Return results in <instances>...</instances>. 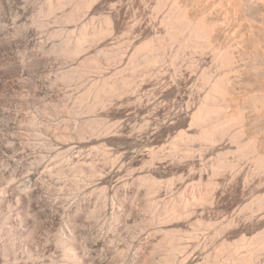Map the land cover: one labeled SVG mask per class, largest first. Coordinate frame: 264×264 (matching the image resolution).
<instances>
[{"label":"rangeland","instance_id":"374dc122","mask_svg":"<svg viewBox=\"0 0 264 264\" xmlns=\"http://www.w3.org/2000/svg\"><path fill=\"white\" fill-rule=\"evenodd\" d=\"M46 1L0 0V264H231L236 242L264 233V1L242 0L235 19L229 0H53L52 13ZM171 6L208 22L213 47L170 38ZM105 17L111 33L91 37ZM83 25L87 41L70 53ZM143 45L163 60L134 67L151 54ZM216 48L235 50L224 106L244 125L205 140L192 115L206 72H226ZM107 81L117 90L97 95Z\"/></svg>","mask_w":264,"mask_h":264},{"label":"bare ground","instance_id":"6f19581e","mask_svg":"<svg viewBox=\"0 0 264 264\" xmlns=\"http://www.w3.org/2000/svg\"><path fill=\"white\" fill-rule=\"evenodd\" d=\"M48 1V2H47ZM46 1V3H50V8H49V10H50V13H52V11L54 10V8L57 6L55 3H54V1L53 0H47ZM57 1V4H59V5H61L60 4V2H61V0H56ZM63 1V3L62 4H64V2L66 1H64V0H62ZM165 1H167V0H165ZM174 1V0H173ZM179 1V0H178ZM213 1V0H212ZM246 1V0H245ZM245 1H242V0H229L228 2H229V5H228V7L226 8V14H227V18H229V19H231V18H237V16H238V14H240L239 13V11H240V6H243V5H245L246 3H245ZM249 3H251V5L254 3V2H256V4L259 2V1H261V2H263L264 0H247ZM246 1V2H247ZM159 2V1H158ZM161 2H163V1H161ZM196 2H197V0H196ZM216 2V1H215ZM214 2V3H215ZM221 2V1H220ZM244 2V4L242 5V3ZM248 2H247V4H248ZM172 3V2H171ZM175 5H176V3L175 2H173ZM184 3V2H183ZM160 4V3H159ZM181 4H182V2H181ZM180 4V6H181V8L183 7V6H185V4H187V3H185V4H183V5H181ZM206 4V3H205ZM224 4V3H223ZM226 4H227V1H226ZM255 4V3H254ZM256 4L255 5H252L253 7L254 6H256ZM259 4V3H258ZM258 4H257V7H258ZM178 5V4H177ZM220 5V4H219ZM47 6H49V5H46V7ZM168 6V5H167ZM227 6V5H226ZM246 6H248V5H246ZM246 6H244L245 8H246ZM250 6V5H249ZM248 6V7H249ZM172 7V6H171ZM189 7V6H188ZM215 7H216V5H215ZM222 7V6H221ZM243 7V8H244ZM251 7V6H250ZM250 7H249V9H250ZM264 7V6H263ZM48 8V7H47ZM175 8H178V7H172L170 10H168L169 11V13H168V15H165V17H164V22H165V25H166V27H167V32H168V34L171 36H169L170 38H178L177 40H180L181 42H179V43H181V46L180 47H192V48H194V49H196V50H199L200 51V49H203L206 45H208V44H210V45H212V41H211V39H212V37L210 36V33H211V29H210V27L208 26L209 24H208V22H207V24L206 23H203V21L201 20V23L199 22V20H198V22L199 23H197L196 24V22L195 21H197V20H195V21H193L190 17L188 18V16H187V13L185 12V10H183V9H181V10H175ZM205 8V7H204ZM212 8V7H211ZM223 8V7H222ZM256 8V7H255ZM56 9V8H55ZM169 9V8H168ZM199 9V8H198ZM217 9V8H216ZM215 9V10H216ZM248 9V8H247ZM247 9H245V10H247ZM251 9H252V7H251ZM254 9V8H253ZM260 9H261V7H260ZM46 10V9H45ZM201 10H203L202 8H201ZM256 11L258 10V8L257 9H255ZM254 10V11H255ZM48 11V10H47ZM74 11H76V10H74ZM186 11H188V10H186ZM205 11V10H204ZM203 11V12H204ZM208 11V10H207ZM247 11H249V10H247ZM246 11V12H247ZM253 11V12H254ZM189 12V11H188ZM196 12V11H195ZM202 12V13H203ZM209 12H211V11H209ZM208 12V13H209ZM218 12V11H217ZM216 12V13H217ZM263 12V11H262ZM261 12V13H262ZM191 13V12H190ZM201 13V12H200ZM207 13V14H208ZM213 13V12H212ZM250 13V12H249ZM260 13V12H259ZM204 14H206V13H204ZM244 14H245V11H244ZM248 14V13H247ZM258 14V13H257ZM249 15V14H248ZM251 15H252V13H251ZM254 15V14H253ZM256 15V14H255ZM189 16H191V14L189 15ZM194 16V15H193ZM199 17H201L200 15H198ZM213 16V15H212ZM226 16V15H225ZM225 16H223L222 18H224ZM258 16V15H257ZM256 16V17H257ZM260 16V15H259ZM264 16V15H263ZM204 17V16H203ZM253 17H255V16H253ZM106 18V17H105ZM104 18V19H105ZM198 18V17H197ZM205 18V17H204ZM203 18V19H204ZM244 18V16L242 17V19ZM252 18V17H251ZM191 19V20H190ZM209 19V18H208ZM220 19V18H219ZM228 19V20H229ZM247 19H249V18H247ZM254 19V18H253ZM206 20V19H205ZM204 20V21H205ZM213 20V19H212ZM211 20V21H212ZM225 20V19H224ZM237 20V19H236ZM255 20H256V18H255ZM255 20H253V22L255 21ZM259 20H260V18H259ZM209 21V20H208ZM231 21V20H230ZM235 21V20H234ZM239 21V20H238ZM251 21V20H250ZM193 22H195V23H193ZM206 22V21H205ZM218 22V21H217ZM224 22V21H223ZM105 25H103V26H101V27H99V28H97V27H95L93 30L94 31H92L93 33H92V36L91 37H93V36H98V37H100L99 35H101V36H103V34H109V33H111V27L110 26H112L111 25V20L107 17L106 19H105ZM214 23V25H215V22H213ZM222 23V22H221ZM226 23V22H225ZM236 23H237V28L236 27H234V28H236V29H233V30H237L240 26H239V22H237L236 21ZM250 23V22H249ZM255 23H257V22H255ZM212 24V23H211ZM228 24V23H227ZM241 24V23H240ZM244 24V23H243ZM247 24V23H246ZM251 24H253V23H251ZM258 24V23H257ZM261 24V23H260ZM260 24H258V25H260ZM217 25V24H216ZM220 25V24H219ZM221 26V25H220ZM228 26V25H227ZM239 26V27H238ZM250 26V25H249ZM261 26V25H260ZM259 26V27H260ZM87 28V26H85V25H83L81 28H79V34H78V36H77V38H76V42H74L75 43V46H70L71 47V49H68V47L69 46H67L66 45V43L68 44V45H71V42L70 41H64L65 43H63L62 45H64L63 46V48H62V51L64 50H66V52L67 53H69L68 52V50H71V52L70 53H73L74 51L72 50V49H75V51L77 52V51H79V50H81V47H82V45H84L83 43H85L84 41L87 39V37L89 36L88 35V30H86V28ZM214 27V26H213ZM216 27V26H215ZM230 27V26H229ZM233 27V26H232ZM245 27L247 28V26L245 25ZM264 27V26H263ZM231 28V27H230ZM226 29V28H225ZM241 29V28H240ZM250 29V28H249ZM214 30V29H213ZM212 30V31H213ZM252 30V29H251ZM250 30V31H251ZM255 30V29H254ZM260 30V29H259ZM113 31V30H112ZM227 31V30H226ZM232 31V30H231ZM235 31H234V33H235ZM239 31V30H238ZM241 31V30H240ZM239 31V32H240ZM246 31H247V29H246ZM249 31V30H248ZM215 32H218V31H215ZM215 32H212V34L213 33H215ZM261 32V31H260ZM224 33V32H223ZM237 33V32H236ZM248 33H250V32H248ZM252 33V32H251ZM255 33H257V32H255ZM89 34H91V31H90V33ZM168 34H166V35H168ZM233 34V33H232ZM258 34V33H257ZM234 35V34H233ZM240 35V34H239ZM238 35V36H239ZM242 35H243V31H242ZM247 35V34H246ZM259 35V34H258ZM261 35V34H260ZM225 36V35H224ZM252 36V35H251ZM211 37V38H210ZM231 37V36H230ZM234 37V36H233ZM248 37H249V35H248ZM93 38H95V37H93ZM160 38H162V37H160ZM170 38H169V40H170ZM214 38V37H213ZM229 38V37H228ZM251 38V37H250ZM249 38V39H250ZM255 38V35H254V37H253V39ZM96 39V38H95ZM159 39V38H158ZM231 39H232V37H231ZM236 39V38H235ZM238 39V38H237ZM245 39V38H244ZM248 39V38H247ZM259 39V38H258ZM257 38H256V41L258 42L259 40H258ZM261 39V38H260ZM90 40H91V38H90ZM160 40H162V39H160ZM174 40V39H173ZM242 40V39H241ZM87 41V40H86ZM171 41V40H170ZM219 41H220V39H219ZM217 42V43H220V42ZM248 41V40H247ZM249 41H251V40H249ZM253 41V40H252ZM251 41V42H252ZM68 42H70V44L68 43ZM171 42H173V41H171ZM255 42V41H254ZM73 43V44H74ZM234 43V42H233ZM264 43V42H263ZM72 44V45H73ZM145 44V43H144ZM160 44L162 45L161 47L163 48V44H166V43H162V42H160ZM214 44H215V42H214ZM226 44V43H225ZM229 44V43H228ZM235 44V43H234ZM237 44V43H236ZM256 44V43H255ZM258 44V43H257ZM65 45H66V47H65ZM147 45H148V43H147ZM147 45L145 46V45H143V46H139V48H136V49H140V50H144V49H142L143 47L144 48H147ZM239 45H241V43L239 44ZM248 45V44H247ZM154 46H157V45H154ZM154 46H150L149 48H151V47H153V48H155ZM165 46V45H164ZM209 46V45H208ZM215 46V45H214ZM229 46H231V43H230V45ZM236 46H238V45H236ZM255 46H257V45H255ZM258 46H260V44H258ZM263 46V45H262ZM60 47H62V46H60ZM73 47H75V48H73ZM157 47H159V46H157ZM212 47H213V45H212ZM216 47V46H215ZM226 47H228V46H226ZM235 47V46H234ZM243 47V46H242ZM252 47H254L253 46V43H252ZM191 48V49H192ZM208 48V47H207ZM206 48V49H207ZM218 48V47H217ZM216 48V49H217ZM233 48V47H232ZM231 48V49H232ZM259 47H255L254 49H256V51H257V49H258ZM264 48V47H263ZM68 49V50H67ZM152 49V48H151ZM160 49V48H159ZM194 49H192V50H194ZM226 49V50H225ZM224 50H223V48L221 49L220 48V50L218 51V49H217V51H218V53H217V51H216V54L215 53H213V54H215V55H217L218 57H220V58H218V59H221V62L223 63V66H226V67H224V68H226V72L224 73V74H222V75H220L219 76V74H218V78H213V79H211L212 77H210L208 74L209 73H207L206 72V74H205V78H206V81L208 80L209 81V83L207 82V84H209L208 86H209V90H208V92L206 93V95H205V98H204V100H201L202 101V103H200V105L198 106V108H197V110H195V112H194V114L192 115V117H193V120L195 121V123L196 122H198L199 124H203L202 126L203 127H201L200 126V128L201 129H203L202 130V137H205V138H203V139H205L206 140V138H212L213 137V134H215L214 132L216 131V133H218V131L220 130H225V129H228V127L231 125L232 126V122H234L235 123V121H236V119H235V117H233L232 116V114H231V116L229 115H227V112L225 111V106H224V103H228V104H230V103H232V102H230L229 103V101L228 102H225L226 100H228L227 99V97L228 96H230L231 94L230 93H232V89H230L231 87V85H230V83H232L231 82V74H232V72L234 71V69H235V64H236V60H238V59H236V53H234L233 51H235V50H233V51H231V49H227V48H225ZM234 49V48H233ZM236 49V48H235ZM253 49V48H252ZM261 49V48H260ZM61 50V49H60ZM147 50V51H146ZM163 50H164V48H163ZM210 50V49H209ZM237 50V49H236ZM244 50H246L245 48H244ZM243 50V51H244ZM73 51V52H72ZM248 51V50H247ZM256 51H254V52H256ZM137 52V51H136ZM146 52H149V53H151V54H147V55H145L144 57H143V54L142 55H140L139 57H141L142 59L141 60H138L136 63H135V61L133 62V63H135V65H134V67H140L141 65H143V64H146V65H153V64H155V63H159L160 61H161V59H162V54H163V56H164V52H165V50H164V52H162V54H161V51H160V53H158V50H157V52L156 53H158V54H152V52H154V51H152V52H150V51H148V48L147 49H145V52L144 53H146ZM178 52V51H177ZM215 52V51H214ZM237 52V51H236ZM263 52V51H262ZM179 54L181 53V52H178ZM178 53H176V54H178ZM260 53V52H259ZM212 54V55H213ZM245 54V53H244ZM246 54H248V53H246ZM256 55L257 56H259V54L258 53H256ZM176 56H178V55H176ZM238 56H241V54L240 55H238ZM134 57V56H133ZM245 57V56H244ZM264 57V56H263ZM136 59L135 60H137V56L135 57ZM214 58V57H213ZM215 58H217L216 56H215ZM238 58V57H237ZM259 57H257V59H258ZM261 58V57H260ZM138 59H140V58H138ZM242 59V58H241ZM256 59V60H257ZM264 59V58H263ZM163 60V59H162ZM213 60V59H212ZM216 61L215 62H217V61H220V60H217V59H215ZM243 60V59H242ZM241 60V61H242ZM255 60V59H254ZM240 61V60H239ZM261 61H262V59H261ZM260 60L258 61V63L260 64V62H261ZM238 62V61H237ZM264 62V61H263ZM263 62H261V63H263ZM221 63V64H222ZM243 63V62H242ZM239 64V63H238ZM252 64H254V63H252ZM264 64V63H263ZM133 65V64H132ZM220 65V64H219ZM219 65H217V66H219ZM237 65V64H236ZM240 65V64H239ZM239 65H238V67H239ZM144 66V65H143ZM252 66V65H251ZM256 66H258V64H257V62H256ZM262 66H264V65H261L260 67H262ZM237 67V66H236ZM254 67H255V64H254V66H252V68L253 69H251L252 71L254 70ZM241 68V67H240ZM256 68V72H257V70H258V72H259V68L258 67H255ZM133 69V68H132ZM222 69V68H221ZM264 69V68H263ZM131 70V69H130ZM135 70H136V68H135ZM134 70V71H135ZM235 70H237V69H235ZM248 70H249V68H248ZM247 70V71H248ZM260 70H262V68H260ZM205 71V70H204ZM208 71V70H207ZM243 71H244V69H243ZM219 72V71H218ZM222 72H224V70L222 71ZM221 72V73H222ZM237 72H238V70H237ZM254 72V71H253ZM255 72V73H256ZM257 72V73H258ZM261 72H263V71H261ZM234 73V72H233ZM236 73V72H235ZM234 73V74H235ZM244 73V72H243ZM260 73V72H259ZM264 73V72H263ZM249 75V74H248ZM250 75H251V73H250ZM69 75H67V77H68ZM202 76H204V75H202ZM241 76V75H240ZM256 76H258V75H256ZM261 76H262V74H261ZM260 76V77H261ZM130 77V76H129ZM215 77V76H214ZM216 77H217V75H216ZM68 78H70V76L68 77ZM204 78V79H205ZM241 78V77H240ZM233 79H235V77H233ZM236 79H237V77H236ZM238 80V79H237ZM236 80V81H237ZM106 81V80H105ZM128 81V80H127ZM205 81V80H204ZM233 81V80H232ZM126 82V81H125ZM131 82V81H130ZM239 82V81H238ZM99 83V82H98ZM102 83V82H101ZM110 83H112L111 81H107V82H104L100 87H99V89H98V91H97V95H100L101 93H106V92H109V91H111V90H113L114 88L117 90V84L115 83V84H110ZM264 83V82H263ZM97 84V83H96ZM128 84V83H127ZM115 85H117V86H115ZM126 85V84H125ZM96 87V86H95ZM237 87V86H236ZM97 88H98V86H97ZM233 88V87H232ZM235 88V87H234ZM91 90V89H90ZM94 90H96V89H94ZM113 91H115V90H113ZM234 91V90H233ZM88 93H92L93 94V92L92 91H88ZM112 93V92H111ZM239 93V92H238ZM238 93H237V95H238ZM257 93V92H256ZM95 94V93H94ZM233 94V93H232ZM87 95V94H86ZM107 95V94H106ZM261 95V94H260ZM234 96V95H233ZM232 96V97H233ZM252 96V95H251ZM251 96H249V97H251ZM257 97H258V95H256ZM100 97V96H99ZM103 96H101L99 99H101ZM262 97L260 96V99H261ZM264 98V97H263ZM263 98L261 99V100H263ZM82 99H84L83 97H82ZM230 99V98H229ZM234 99V98H233ZM251 99V98H250ZM249 99V100H250ZM257 99V98H256ZM256 99H253L254 101L256 100ZM259 99V98H258ZM97 100H98V96H97ZM234 101V100H233ZM248 101V100H247ZM253 101V102H254ZM260 101V100H259ZM256 102V101H255ZM257 102H258V100H257ZM256 102V103H257ZM250 103V102H249ZM255 103V105H258V104H256ZM259 103V102H258ZM264 103V102H263ZM93 105V104H92ZM246 105H247V103H246ZM245 105V106H246ZM253 105V104H252ZM94 106V105H93ZM250 106V105H249ZM248 106V107H249ZM90 107H91V105H90ZM227 107V106H226ZM255 108V107H254ZM250 109H252V108H250ZM257 109V108H256ZM257 110H259V109H257ZM239 111V112H238ZM237 112L238 113H240V110H238ZM246 111V110H245ZM243 112V111H242ZM256 112V111H255ZM245 113V112H244ZM258 113V112H257ZM229 114V113H228ZM234 114H236V113H234ZM242 114V113H241ZM234 116H236V115H234ZM237 117H238V115H237ZM236 117V118H237ZM239 117H240V115H239ZM241 118H243L242 116H241ZM238 120V119H237ZM193 122V121H192ZM237 122V121H236ZM239 122H241L240 121V119H239ZM239 122H237V123H239ZM242 123V122H241ZM241 123L238 125V126H240L241 125ZM243 124V123H242ZM234 125H236V124H234ZM244 125V124H243ZM233 127V126H232ZM241 127V126H240ZM240 127L238 128V130L240 129ZM235 128V127H234ZM242 128H243V126H242ZM244 128H245V126H244ZM229 129H230V127H229ZM228 129V130H229ZM236 129V128H235ZM238 130H237V132H238ZM226 131V130H225ZM225 131H223V132H225ZM241 131V130H240ZM226 132H228V131H226ZM229 133V132H228ZM234 133H236V132H234ZM243 133V132H242ZM242 133H241V135H242ZM181 134H182V132H181ZM188 134V133H187ZM225 134H227V133H225ZM240 134V133H239ZM216 135V134H215ZM233 135V134H232ZM181 137H179L180 138V141L182 140V142L184 141V140H187V138L189 139V136L190 135H187L186 136V133L184 134H182V135H180ZM234 136H236V135H234ZM216 137V136H215ZM251 137V136H250ZM237 138V137H236ZM236 138H234L235 140H236ZM240 138V137H239ZM252 138V137H251ZM178 139V138H177ZM176 139V140H177ZM213 139V138H212ZM258 139H260L259 137H258ZM175 140V141H176ZM238 140V139H237ZM253 140V139H252ZM251 140V141H252ZM208 141V140H207ZM214 141V140H213ZM212 141V142H213ZM247 141V140H246ZM179 142V141H178ZM177 142V144H179ZM243 142V141H242ZM241 143V142H240ZM238 144V143H237ZM244 144V143H243ZM249 144H250V142H249ZM249 144H247V145H245L246 147L249 145ZM252 144V143H251ZM259 144V143H258ZM254 145H255V143H254ZM174 147H176V146H174ZM242 147H244V145L242 146ZM241 147V148H242ZM246 147L244 148V149H246ZM253 147V146H252ZM240 148V149H241ZM249 148H250V146H249ZM254 148H255V146H254ZM253 148V149H254ZM242 150V149H241ZM255 150V149H254ZM237 151H238V148H237ZM260 151V150H259ZM256 152V151H255ZM262 152V151H261ZM243 153H245V152H243ZM258 153V152H257ZM264 153V152H263ZM241 154V153H240ZM252 154V153H251ZM255 154V153H254ZM254 154H253V156H254ZM246 155H248V154H246ZM245 155V156H246ZM260 155V153H258V156ZM262 155V154H261ZM255 156H257V154L255 155ZM263 156V155H262ZM258 157H256V159H257ZM259 158H260V161H262V159H263V166H264V156H263V158L262 157H260L259 156ZM255 159V158H254ZM258 161V160H257ZM232 163V162H231ZM261 163V162H260ZM231 166V165H230ZM261 168H262V166L261 165H259ZM258 166V168L260 169V167ZM263 170H264V167H263ZM150 182V181H149ZM155 182H153V183H151V184H154ZM155 185H156V183H155ZM199 185V184H198ZM152 186V185H151ZM152 188H153V186H152ZM202 190H204V189H202ZM205 192V191H204ZM199 193H201V192H199ZM203 193V192H202ZM207 193V192H206ZM183 194V193H182ZM186 194V193H185ZM194 194V193H193ZM201 195V194H200ZM206 195V194H205ZM202 198H204L203 196H201ZM208 197V196H207ZM185 198V197H184ZM187 198V197H186ZM192 198V197H191ZM197 198V197H196ZM201 198V199H202ZM209 198V197H208ZM186 199H183L182 200V202L183 203H181L182 205L183 204H187V202H189L188 201V199L185 201ZM192 200H194V197H193V199ZM197 200V199H196ZM195 200V201H196ZM200 200V199H199ZM201 201V200H200ZM199 201V202H200ZM208 201V200H207ZM204 203H206V201L204 200ZM166 204V203H165ZM175 205H180V204H176V203H174ZM174 205V206H175ZM182 205H180V206H182ZM166 207V209H164V210H167V211H169V209L171 208V206H172V202H170V203H167L166 205H165ZM185 206V205H184ZM260 206V205H259ZM175 208V207H174ZM186 208H184V210H185ZM167 211H165V213L167 212ZM173 211V210H172ZM176 211V209L174 210V212ZM180 211H182V210H180ZM173 214V213H172ZM182 214V213H181ZM180 214V215H181ZM169 215V214H168ZM175 216H179L178 214L177 215H175ZM211 224V223H210ZM207 225H209V224H207ZM262 231V230H261ZM261 231H260V233H261ZM259 234V233H258ZM256 235V234H255ZM254 235V236H255ZM244 238V237H243ZM250 238V237H249ZM249 238H246V239H243V240H239V243H237L236 242V246H233V248H231L232 250L229 252V256L230 257H232V260L230 261V262H232L231 264H254L255 262V259H256V256H257V252H259L258 250H261V249H264V233H262V234H259V236H257L256 238H254L253 237V239L254 240H249ZM253 241V242H252ZM253 243H254V245H253ZM253 245L252 247H250L249 248V250H250V252H248L247 250V252L245 253V255H243L244 253H242L240 250H242L244 247H247L248 245L250 246V245ZM264 251V250H263ZM219 252V251H218ZM240 252L242 253L241 255H240ZM261 253V252H260ZM259 253V254H260ZM71 254V253H70ZM219 255V254H218ZM261 255V254H260ZM70 258L72 259L73 258V255L71 256L70 255ZM258 258V257H257ZM227 260V259H226ZM217 261V260H216ZM219 261V260H218ZM218 261L216 262V264H218ZM223 261H225V260H223ZM223 261H221L222 263H224ZM208 262H209V260H208ZM221 262L219 263V264H221ZM226 262V261H225ZM207 263V262H206ZM214 264V263H213Z\"/></svg>","mask_w":264,"mask_h":264}]
</instances>
